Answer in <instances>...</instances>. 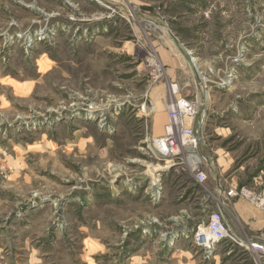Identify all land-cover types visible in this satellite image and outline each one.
<instances>
[{"label": "rangeland", "instance_id": "rangeland-1", "mask_svg": "<svg viewBox=\"0 0 264 264\" xmlns=\"http://www.w3.org/2000/svg\"><path fill=\"white\" fill-rule=\"evenodd\" d=\"M214 211L248 253L197 241ZM255 244L264 0H0V264H264Z\"/></svg>", "mask_w": 264, "mask_h": 264}, {"label": "built area", "instance_id": "built-area-1", "mask_svg": "<svg viewBox=\"0 0 264 264\" xmlns=\"http://www.w3.org/2000/svg\"><path fill=\"white\" fill-rule=\"evenodd\" d=\"M196 237L197 241L202 243L204 246L207 242L208 245L206 246H210L212 242L220 240L227 243L232 242L234 245L236 244L240 248H246L249 246L252 249V246H250L252 244L248 241V236L244 233L241 234L233 230L230 224L226 222L224 213L222 211H214L210 216L207 226L200 228L196 234ZM256 246L261 248V250H257V254L263 256L264 245L261 246L257 244Z\"/></svg>", "mask_w": 264, "mask_h": 264}, {"label": "bare ground", "instance_id": "bare-ground-1", "mask_svg": "<svg viewBox=\"0 0 264 264\" xmlns=\"http://www.w3.org/2000/svg\"><path fill=\"white\" fill-rule=\"evenodd\" d=\"M180 100V99H179ZM181 101V100H180ZM181 106H179V108H177L176 110H179V112L181 111V109H185L186 108V106H189V105H185V103H183V102H181V104H180ZM188 108V107H187ZM186 108V109H187ZM182 112V111H181ZM180 114V113H179ZM181 115V114H180ZM182 118V117H181ZM172 119H173V117H172ZM177 119V118H176ZM180 121V120H179ZM182 122V121H181ZM183 125V124H182ZM179 126H180V123L178 124V128H179ZM168 133L166 134V138H164V145H169V146H171V148L174 146V145H176V140H174L175 139V137H174V133L172 132V131H167ZM180 133V132H179ZM184 134V133H183ZM185 134H187V133H185ZM184 136V135H183ZM187 136V135H186ZM184 139L185 138H183V141H184ZM187 139V138H186ZM190 139V138H189ZM196 139V138H195ZM191 141V140H190ZM180 142V141H179ZM185 143H186V141H184ZM182 143V142H181ZM180 146V145H179ZM175 150V148L173 147V151ZM175 153V152H174ZM167 156L169 157V154H167ZM166 156V157H167ZM206 230V229H205ZM206 245H208V242L205 244V246ZM210 246H211V244H210ZM251 249V247H246V248H243L242 247V252L243 253H248L249 252V250Z\"/></svg>", "mask_w": 264, "mask_h": 264}]
</instances>
